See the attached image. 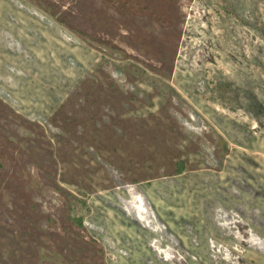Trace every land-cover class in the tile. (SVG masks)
<instances>
[{"label": "rangeland", "instance_id": "1", "mask_svg": "<svg viewBox=\"0 0 264 264\" xmlns=\"http://www.w3.org/2000/svg\"><path fill=\"white\" fill-rule=\"evenodd\" d=\"M0 264H264V0H0Z\"/></svg>", "mask_w": 264, "mask_h": 264}]
</instances>
